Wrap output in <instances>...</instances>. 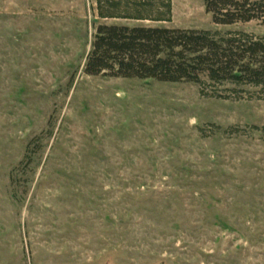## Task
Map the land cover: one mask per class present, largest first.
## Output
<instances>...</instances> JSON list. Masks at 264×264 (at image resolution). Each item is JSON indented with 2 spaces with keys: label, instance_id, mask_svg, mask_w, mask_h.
Listing matches in <instances>:
<instances>
[{
  "label": "rangeland",
  "instance_id": "obj_1",
  "mask_svg": "<svg viewBox=\"0 0 264 264\" xmlns=\"http://www.w3.org/2000/svg\"><path fill=\"white\" fill-rule=\"evenodd\" d=\"M95 7L0 0V264H264V90L89 76L97 23L144 24Z\"/></svg>",
  "mask_w": 264,
  "mask_h": 264
},
{
  "label": "trees",
  "instance_id": "obj_2",
  "mask_svg": "<svg viewBox=\"0 0 264 264\" xmlns=\"http://www.w3.org/2000/svg\"><path fill=\"white\" fill-rule=\"evenodd\" d=\"M204 7L218 26L264 23V0H204ZM95 13L101 21L144 24L97 23L84 67L89 76L193 83L217 97L264 90V36L161 27L172 21L173 0H96Z\"/></svg>",
  "mask_w": 264,
  "mask_h": 264
}]
</instances>
